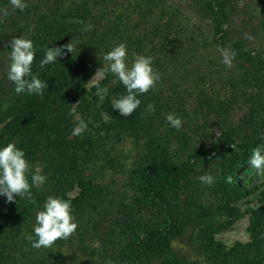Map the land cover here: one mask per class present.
<instances>
[{"label": "trees", "instance_id": "1", "mask_svg": "<svg viewBox=\"0 0 264 264\" xmlns=\"http://www.w3.org/2000/svg\"><path fill=\"white\" fill-rule=\"evenodd\" d=\"M26 3V10L6 17L14 29L10 41L22 36L34 42L32 71L48 88L43 96L18 95L7 68L0 74V148L15 143L27 160L40 163L53 182L54 197L71 201L79 249L93 260L99 258L100 264H190L174 252L169 239L192 227L197 229L196 250L207 264H264V191L260 206L247 209V241L225 247L214 236L222 220L241 216L236 203L247 189L236 171L249 163L255 147L264 145V45L249 47L241 33L250 22L249 30L264 40V0ZM0 8H10L9 0H0ZM88 24L92 30L84 31ZM71 41L73 54L40 67L48 47ZM121 43L127 46L129 64L135 55L151 56L161 76L155 90L138 97L142 103L129 116L113 109V97L126 94L116 77L108 73L95 85L88 82L103 67V56ZM97 86L108 88L103 102ZM149 104L154 112H146ZM74 105L88 127L118 141H133V170L143 185L135 198L114 207L93 180L92 141L87 131L72 135ZM169 113L183 121L180 130L167 122ZM210 115L221 123L213 137L203 126ZM199 117L202 123L196 121ZM109 161L116 166L114 159ZM201 167L211 169L213 185L198 180ZM228 176L233 178L230 184ZM5 203L7 198L0 196V264H71L64 240L51 248H33L26 239H36L27 208L15 216ZM106 215L109 229L124 226L131 232L111 257L102 249L105 241L89 247L83 231L91 238L102 234L96 218Z\"/></svg>", "mask_w": 264, "mask_h": 264}, {"label": "clouds", "instance_id": "2", "mask_svg": "<svg viewBox=\"0 0 264 264\" xmlns=\"http://www.w3.org/2000/svg\"><path fill=\"white\" fill-rule=\"evenodd\" d=\"M10 8H0V18L14 14L17 10L24 11L28 7L26 0H9ZM73 23H83V21H72ZM93 26L88 24L84 31H91ZM10 63L7 66V78L15 85V92L19 94H37L43 96L48 88L46 81L33 74L32 68L36 59V48L31 39L20 37L10 41ZM67 53H74L72 41L61 47H48L44 58L40 61V67L55 64L58 58L66 56ZM105 61L102 68L98 69L91 81L96 78H103L111 73L125 87L126 94L113 100V109L118 110L121 116L133 114L141 105L139 96L153 91L157 83L161 80L160 73L153 67V57L145 55H135L132 63L129 64L127 46L124 43L114 46L103 56ZM229 66L231 63L229 62ZM108 95L107 87L97 86V96L101 102ZM155 106L149 104L146 112H154ZM143 116L144 113H141ZM171 127L180 130L183 121L175 114L169 113L166 116ZM87 130V123L79 120L73 129V136H82ZM264 139V134H261ZM232 148L237 151L236 145ZM249 164L253 170V175L257 178V183H264V145H259L252 150ZM46 176L41 174L39 168L35 173L32 165L26 159L25 152L18 148L15 143H8L0 148V196H5L7 202H15L16 197L27 199L35 204L32 188H40L46 181ZM232 177L226 178L227 183H232ZM198 180L211 186L215 183V177L209 172L198 177ZM73 206L70 200L49 196L43 205V210L37 212L35 217L34 233L26 237L32 242L35 249L51 248L58 240L71 238L78 229L73 215Z\"/></svg>", "mask_w": 264, "mask_h": 264}, {"label": "rangeland", "instance_id": "3", "mask_svg": "<svg viewBox=\"0 0 264 264\" xmlns=\"http://www.w3.org/2000/svg\"><path fill=\"white\" fill-rule=\"evenodd\" d=\"M234 20V25L239 27L238 25H241L240 21L235 18ZM19 23H23V20H20ZM248 25L250 27L253 26L250 22ZM250 27H246L241 32L246 39L248 46L256 48L259 45H264V40L261 37V34H258V32H256V34L251 32L249 30ZM13 33L14 29L9 26V22L6 20V17L0 18V74L10 63L9 57L11 50L9 48V41ZM95 74L91 76L89 81L92 80ZM100 79L101 78H96L95 81H88L89 85L97 84ZM118 98L119 97H113L112 102L114 99ZM71 113L72 119L74 120V125L76 127L78 121L83 119L81 118L80 113L76 110L75 105ZM202 119L203 118L199 117L196 121L198 123H202ZM203 126L208 137L217 135L221 129L219 118L212 115L205 119ZM86 131V134L91 139L93 146V156L89 168V173L91 174L93 180H95L104 189V192L111 199V204L114 207H116L117 203H125L128 202L129 199L135 198L136 195L139 194L137 187L139 185H143L140 184L141 179L134 173L133 170L132 163L134 160L135 150L131 138L118 141L111 137V135L105 133L103 130H97L88 126ZM110 158L114 159L116 165L115 167L110 164ZM28 161L32 165L33 173H35L37 168L41 170V166L38 161ZM202 172L203 174L209 172L211 173V169L209 167H203ZM41 174L44 175L42 171ZM236 176L246 187L247 193L236 203L242 211L241 216L231 221L222 220L220 228L214 235L216 241H218L220 244H223L225 247H230L237 242H245L248 240L249 235L247 231V209L257 208L260 206L261 195L264 191V183L256 182L257 178L253 175V170L249 163L237 170ZM32 193L36 196L35 204L30 203L27 199H20L19 197H16L15 202H7L5 203L7 205L4 207L5 209H9V212L13 213L15 216H21L23 213L22 209L27 208V213L30 215L28 220L29 225L35 227V217L37 212L43 210V205L47 197H54L52 180L47 178L45 183L40 188H36L34 186L32 188ZM75 193L76 192L74 189L69 194L73 196ZM111 213L116 215L115 211H111ZM108 219L109 215L101 216L99 219L96 218V225L102 234H96L94 238H91L85 229L83 231L85 232V241H87L86 243L89 247L98 246L96 241H105L102 249L105 248L106 255L111 257V255H113V249H116V247H118L122 241L130 238L131 232L124 226H111L109 229L107 227L109 224ZM197 240V229L190 227L183 235L169 239V244L174 252L185 262L190 264H207L204 259L199 256L196 250ZM90 241L94 242L92 243ZM63 242L64 254L66 255L68 262H71V264L101 263L99 258L93 260L91 257H89L85 250L79 249V237L76 233L71 238L64 240Z\"/></svg>", "mask_w": 264, "mask_h": 264}]
</instances>
